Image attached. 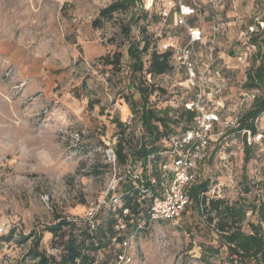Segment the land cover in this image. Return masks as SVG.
Segmentation results:
<instances>
[{"label":"rangeland","instance_id":"1","mask_svg":"<svg viewBox=\"0 0 264 264\" xmlns=\"http://www.w3.org/2000/svg\"><path fill=\"white\" fill-rule=\"evenodd\" d=\"M116 1L122 0H0V228L8 231L0 235V264H32L23 261L31 239L22 237L30 234L41 236L40 248L47 254H58L45 228L60 220L85 218L98 205L100 220L110 211L118 214L120 203L110 201L106 192L114 178L124 177L126 167L114 165L107 152L121 139V125L126 126L127 146L142 133L123 99L129 84L138 83L130 77L127 56L128 46L140 40L138 26L151 38L143 55L146 64L154 49L173 52L169 73L145 77L154 90L150 105L170 108L176 117L185 104H196L197 121L201 112L218 115L199 171L211 181L208 196L249 202L264 198V115L255 121L261 137L251 136L252 159L245 169L243 133H227L251 106L242 84L257 60L250 40L262 30L258 22H264V1L140 0L93 28L99 11ZM180 2L194 9L184 24L176 20ZM137 17L129 35L124 34L121 26ZM190 26L203 33L191 46L193 81L178 59V51L189 44ZM114 52L122 55L119 71L103 60ZM134 97L139 102L137 92ZM180 132L175 128L178 139ZM162 142L166 149L157 155L166 173L173 157L167 153L169 142ZM139 163L134 168L141 171ZM244 173L247 195L241 191ZM142 208V227L125 234L131 243L127 264H227L224 250L208 263L200 261L198 245L209 243L211 235L202 225L192 236L186 233L183 224L192 222L190 213L185 220L148 223ZM9 232L13 239L3 241ZM117 251L115 245L100 249L96 264H115Z\"/></svg>","mask_w":264,"mask_h":264},{"label":"trees","instance_id":"2","mask_svg":"<svg viewBox=\"0 0 264 264\" xmlns=\"http://www.w3.org/2000/svg\"><path fill=\"white\" fill-rule=\"evenodd\" d=\"M140 0H122L116 1L101 9L98 16L92 21L93 28H99L104 21H108L115 13L127 12L131 6H135ZM141 15L143 17V10ZM177 13V12H176ZM188 18V17H187ZM137 18H132L126 25L121 26V31L129 35L131 32V23L138 22ZM260 22H258L259 25ZM264 24V22L262 21ZM194 27V26H190ZM140 40L131 43L127 48L129 58L130 77L138 79V83H130L128 93L123 96L129 109L134 113L140 123L142 133L134 142L135 144H126L123 140L126 126L121 125L120 140L116 143L113 153L118 166L127 167L140 162L141 175L151 194L140 198L134 189L133 181L129 178L123 180L121 196L119 201L121 208L117 215L110 213L99 219L97 212L93 225L85 220L76 222H67L60 220L53 226L46 227V231L52 236L55 242L56 255L47 254L46 250L40 248L41 236L30 234L29 237L22 239H31L28 250L23 261L32 264H96L97 252L107 246H116L126 238L125 234L129 230L141 228L139 215L142 213V206L145 208V218L148 223L149 207L154 196L161 195L162 189L167 180V173H162L159 169L158 153L166 149L162 141L169 142V151L172 141L178 139L175 128L181 129V137L186 133L195 131L197 124V110H188L182 107L178 111V116H170V108L163 110L154 109L149 103V96L153 94V88L145 82V77L152 78L167 74L172 70L171 58L173 52L168 49L163 52L153 50L147 64L143 61L151 45V38L147 34L144 26H138ZM264 28V27H263ZM251 35V43L256 48L255 57L258 64L252 62L250 68L246 71L245 81L242 88L247 93H252L255 98L251 100L250 108L237 119L236 124L232 126L227 133L239 135L243 133V164L242 169L252 159L253 146L247 143L244 131H249L252 137L257 135V126L255 121L264 115V29ZM122 55L120 52H114L112 55L103 57L105 65H112V69L120 70ZM138 75V76H137ZM155 89V88H154ZM139 95V102L135 101L134 92ZM163 91V90H161ZM223 107V106H222ZM216 124V123H215ZM214 124V129H215ZM213 129V130H214ZM175 134V135H174ZM167 150V152H168ZM160 154V153H159ZM213 155V154H211ZM150 160V175L154 179V185L147 181V172L149 170L148 158ZM206 161V157L198 164L197 179L188 188L187 194L190 203L186 206L177 220H185L186 214L190 213L192 222H184V229L189 236L193 235V230L200 231V227L210 236L209 243H200V261L208 263L209 259L217 258L225 251L223 260L227 264H264V198L260 201H248L247 198H238L234 201H228L225 198L209 197L208 192L211 187L209 179L201 178L200 168ZM169 177V176H168ZM242 193H250V186L246 174L241 179ZM147 205V206H146ZM128 208L127 216L118 217L122 208ZM254 220H250L249 216ZM124 225L123 229H116L118 222ZM172 221V220H168ZM145 225V224H144ZM65 229V230H63ZM13 233L9 232L3 241L10 242L13 239ZM115 240V241H113ZM214 242V243H213ZM120 251L114 252L115 264H118V255Z\"/></svg>","mask_w":264,"mask_h":264},{"label":"built area","instance_id":"3","mask_svg":"<svg viewBox=\"0 0 264 264\" xmlns=\"http://www.w3.org/2000/svg\"><path fill=\"white\" fill-rule=\"evenodd\" d=\"M264 1V0H263ZM194 14L193 7L180 2L177 9V17L176 20L180 24L185 23V19ZM167 15L166 13L164 14ZM261 28L264 27L262 22L259 23ZM250 33L254 31L253 27L248 28ZM188 32V40L189 44L184 46L178 51V59L185 66L186 74L189 76V80L193 81L195 78V71L190 62V56L192 51V45L199 43L203 38L202 31L197 27H187ZM248 98L253 100L255 95L252 93L245 94ZM196 104H185V108L188 110H196ZM218 115L214 113H202L201 118L197 121L196 130L192 132L186 133L180 139H175L172 141L171 150L167 153L171 154L173 157L172 167L167 170V180L162 189L161 195L156 197L154 196L151 200V204L149 207V219L151 222H157L160 220H177L186 206L190 203L189 196L187 194L188 188L196 181L197 179V168L198 164L202 162L206 156V151L209 145L210 136L214 129V124L217 123ZM257 121V120H256ZM233 125V124H231ZM256 125V124H255ZM227 127L230 125L227 124ZM246 135V140H248V144H250L251 134L249 131H244ZM257 139L261 137L258 134ZM254 140L255 137H252ZM108 157L113 159L114 165L116 164V158L112 150L107 152ZM150 160L148 158L149 170L147 172V181L150 184L154 185V179L151 177V167ZM159 169L165 173L166 165L165 163L159 164ZM171 173V176H169ZM141 171L137 168H134L133 165H128L125 168L124 177L114 178V186L111 189H108L106 192V196H109L110 201L113 203H118L121 199V196L115 194L116 187L120 182L124 179H131L134 184V189L137 192V195L140 198L145 196H149L151 191L149 187L146 185L144 178H142ZM169 176V177H168ZM105 204V201H103ZM100 205L97 207L90 208L85 218H74V219H66L67 222H76L78 220H85L91 224L93 228V220L100 209ZM121 208V205L119 206ZM129 214L128 208L124 207L121 210V216H127ZM119 223L116 224L115 228L123 229L124 225L120 224L121 221L118 220ZM6 231L3 228H0V235L5 234ZM115 241V240H113ZM129 239L123 240L120 244L116 246L119 247L120 254L118 255V264H127L131 261L130 256L127 253L128 248H130Z\"/></svg>","mask_w":264,"mask_h":264}]
</instances>
